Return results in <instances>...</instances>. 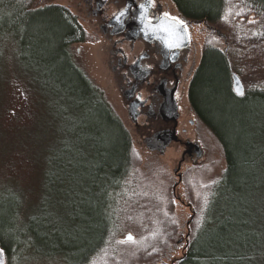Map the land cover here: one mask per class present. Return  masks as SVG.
Instances as JSON below:
<instances>
[{"label": "trees", "instance_id": "obj_1", "mask_svg": "<svg viewBox=\"0 0 264 264\" xmlns=\"http://www.w3.org/2000/svg\"><path fill=\"white\" fill-rule=\"evenodd\" d=\"M172 1L207 28L188 96L224 155L214 175L211 161L180 179L164 163L142 168L104 90L71 57L87 38L77 16L59 2L0 0L3 81L14 45L53 124L26 178L3 175L5 264H156L177 249L169 264H264V80L232 86L241 52L264 45V0Z\"/></svg>", "mask_w": 264, "mask_h": 264}, {"label": "flooded vegetation", "instance_id": "obj_2", "mask_svg": "<svg viewBox=\"0 0 264 264\" xmlns=\"http://www.w3.org/2000/svg\"><path fill=\"white\" fill-rule=\"evenodd\" d=\"M51 1L66 5L86 31V39L69 45L71 57L104 90L135 146L173 160L177 179L209 162L211 135L188 96L207 34L197 59L201 21L185 17L172 0Z\"/></svg>", "mask_w": 264, "mask_h": 264}, {"label": "rangeland", "instance_id": "obj_3", "mask_svg": "<svg viewBox=\"0 0 264 264\" xmlns=\"http://www.w3.org/2000/svg\"><path fill=\"white\" fill-rule=\"evenodd\" d=\"M52 2L51 0H36L37 4ZM207 33L205 25L200 22L196 25L195 38L197 40V59L199 47ZM224 45V44H223ZM199 49V50H198ZM5 63L8 65V77L3 80V50L0 49V188L3 187V175H10L11 179L22 181L26 178L29 166L28 158L40 156L44 142L50 138L49 133L53 127L52 114L47 99L31 83L17 62L14 45L6 50ZM235 69L243 75L242 83L251 79L264 80V45L255 46L250 51L241 52L236 62ZM258 72V73H257ZM109 99V98H108ZM46 128V133H41ZM208 146L207 160L211 161L208 174H217L225 164L224 155L216 140L211 136ZM138 149L142 155V168H147L148 162L164 163L171 168L174 161L168 158L158 159L149 155L142 148ZM207 174V175H208ZM210 174V175H212ZM180 221L184 222L189 211L184 205H177ZM180 250H175L171 255L163 257L156 264H169L173 255H178Z\"/></svg>", "mask_w": 264, "mask_h": 264}, {"label": "water", "instance_id": "obj_4", "mask_svg": "<svg viewBox=\"0 0 264 264\" xmlns=\"http://www.w3.org/2000/svg\"><path fill=\"white\" fill-rule=\"evenodd\" d=\"M232 86H233V89L236 93H238V94L243 93L244 85L242 83L240 76L236 73L232 74ZM200 155H201V150L199 148L196 156L194 155V157H199ZM0 249H2V248L0 247ZM5 262H6L5 254H4V251H2V253H0V264H5Z\"/></svg>", "mask_w": 264, "mask_h": 264}, {"label": "snow or ice", "instance_id": "obj_5", "mask_svg": "<svg viewBox=\"0 0 264 264\" xmlns=\"http://www.w3.org/2000/svg\"><path fill=\"white\" fill-rule=\"evenodd\" d=\"M164 15H165V16H168V14H167V13H165ZM174 19H175V18H174ZM181 23H183V22H181ZM164 30H165V31H170V30H169V29H167V28H166V29H164ZM170 35H173V33H171V32H170ZM176 46H178V44H177L176 42H174V41H170V42H169V47H176ZM128 239H132V237H131V236H129V237H128ZM2 251H3V250H2V249H0V253H2Z\"/></svg>", "mask_w": 264, "mask_h": 264}]
</instances>
